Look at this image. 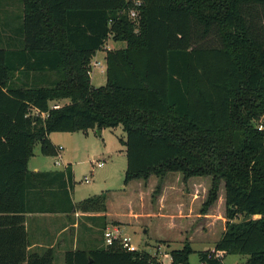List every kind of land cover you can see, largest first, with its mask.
<instances>
[{
  "label": "trees",
  "instance_id": "trees-1",
  "mask_svg": "<svg viewBox=\"0 0 264 264\" xmlns=\"http://www.w3.org/2000/svg\"><path fill=\"white\" fill-rule=\"evenodd\" d=\"M140 2L21 0L23 46L0 48V264H54L52 249H28L27 214L106 210L105 194L70 201L69 165L28 171L34 145L55 156L52 133L118 126L125 133L123 185L155 176L156 195L167 173L184 182L210 177L206 211L223 182L225 230L213 249L224 255L198 252L200 263L240 255L245 264H264V131L257 129L264 115V0ZM210 34L217 45H199ZM108 39L125 46L105 51L106 82L93 87L89 65ZM31 76L47 80L27 87L20 78ZM191 253L186 242L168 255L171 264H189ZM63 264L162 263L115 242L67 251Z\"/></svg>",
  "mask_w": 264,
  "mask_h": 264
},
{
  "label": "crops",
  "instance_id": "crops-1",
  "mask_svg": "<svg viewBox=\"0 0 264 264\" xmlns=\"http://www.w3.org/2000/svg\"><path fill=\"white\" fill-rule=\"evenodd\" d=\"M21 20L22 6L18 21L9 25L5 38H0V48L14 50L23 46L21 35L17 30ZM4 42L5 47L3 46ZM102 66L101 64V68ZM103 70L105 71V66H103ZM51 135L54 134L48 136L50 142ZM52 145L55 146L53 143ZM63 161L61 160L63 168L60 170L42 171L37 167L29 169L28 163L27 169L34 173L58 172L69 165L73 174V185L69 190V198L73 204H76L82 200L75 201L72 196L75 186L73 167L66 156ZM102 167L103 165L97 168ZM87 178L90 183V178ZM158 182L159 180L155 176H150L146 181L137 179L127 185H123L122 182L116 188L106 189L104 193L106 210L102 213L69 211L67 204L64 203L63 206L67 209L64 212L27 214L23 225L29 241L28 249L35 253H41L44 249H52L55 255L61 256L63 260L65 252L79 249L77 247L80 234L84 237L80 242V246L84 249L105 247L103 232L106 228L117 226L124 234L130 236L129 234L135 232L138 226H147L145 223H141V220H158L162 224L161 233L152 234L147 228L146 234L147 237L155 240L158 248L163 245L168 250L163 253V256L173 250L170 249L172 243H180L183 246L187 242L190 245L195 240L201 241L203 238L201 234H208L209 231H214V238L210 240L211 246L203 251L212 250L225 230V202L224 192L221 194V188L219 187L217 200L214 204L206 211H202V205L210 188L207 181L200 177H191L184 182L180 173H167L161 181L159 193L154 195ZM215 206L218 207L216 211L213 210ZM168 260L171 264L170 257ZM159 261L165 264L162 260L159 259Z\"/></svg>",
  "mask_w": 264,
  "mask_h": 264
},
{
  "label": "rangeland",
  "instance_id": "rangeland-1",
  "mask_svg": "<svg viewBox=\"0 0 264 264\" xmlns=\"http://www.w3.org/2000/svg\"><path fill=\"white\" fill-rule=\"evenodd\" d=\"M21 0H0V38H5L8 33L9 25H13L18 21V15L21 13ZM199 31H197L198 33ZM217 37L210 34L207 38L199 42L202 46H215L217 45ZM5 47V42L3 43ZM125 44L123 42H114L108 39L103 48L92 57L91 61H99L100 64L105 66L104 56L106 50L120 49ZM103 66L95 67L90 74V83L93 87L105 85V71ZM20 78V77H19ZM48 79H53L51 75L47 76ZM25 86L42 85L47 80L46 78H39L31 76L28 79L20 78ZM50 84V83H47ZM45 84V85H47ZM69 103L68 100L61 101L59 104L62 106ZM53 103H50V106ZM264 123V115L260 119ZM51 142L56 146H61L63 150L58 151V155L44 156L40 153V144L36 143L33 147L32 155L28 160L29 169L37 167L40 170H60L63 164H55L58 156L61 160L67 157V160L73 167L74 171V190L73 199L80 201L93 195L104 194L108 188H116L123 182L124 172L126 169L125 147L121 140H125V133L120 126L112 129H90L87 131H80L75 133H52ZM98 161L103 163L102 168H97ZM65 162V161H63ZM92 173V176H91ZM170 175V174H169ZM84 177L90 178V183H84ZM119 178V179H118ZM210 184V177H200ZM185 185V184H184ZM221 194L224 192L223 183H221ZM214 211L218 210L215 206ZM239 218L238 221H242ZM145 223L144 227L138 226L135 232L130 233L132 242L141 251H145L151 255H157L158 259L162 260L165 264H169V256H163L167 252L163 245L159 248L154 239L147 237L146 230L154 234L161 233V222L158 220H141ZM145 232V233H144ZM175 232V231H174ZM172 232L173 234H175ZM151 234V235H152ZM201 241H193L190 243L193 252L189 255V264H201L198 260V252L203 251L211 246L210 240L214 238V231H209L208 234H201ZM173 237V235H171ZM84 237L80 234V241L77 248L84 249L80 246V242ZM80 246V247H79ZM180 243H172L170 249H181ZM246 257L240 255H226L223 259V264H245ZM62 257L55 255L54 264H62Z\"/></svg>",
  "mask_w": 264,
  "mask_h": 264
},
{
  "label": "built area",
  "instance_id": "built-area-1",
  "mask_svg": "<svg viewBox=\"0 0 264 264\" xmlns=\"http://www.w3.org/2000/svg\"><path fill=\"white\" fill-rule=\"evenodd\" d=\"M141 2L140 0H134V6H140ZM137 11L135 10H131L129 16L131 18H135L137 16ZM95 67H101V64L99 61H91L90 65H89V76L92 72V69ZM52 109H58L60 108V105L57 104H53L51 105ZM44 116V114H42ZM257 129L258 131H264V123L262 121H260L257 125ZM62 147L59 146L57 148V151H61ZM58 155V154H57ZM61 163V157L58 156L57 159L55 160V164H60ZM103 165L102 162H97L96 167H101ZM88 178L84 177V182L88 183ZM118 242L120 244V246L127 252H137L139 251V248L132 242V239L130 236L126 235L123 233V231L117 227V226H112L109 228H106L103 232V244L105 247L107 246H111L113 243ZM212 253L214 254V257L216 258H223V252H216L214 251V249L211 250Z\"/></svg>",
  "mask_w": 264,
  "mask_h": 264
}]
</instances>
